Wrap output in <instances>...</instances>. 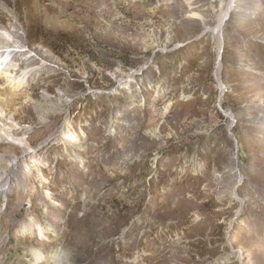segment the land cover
I'll return each mask as SVG.
<instances>
[{
	"label": "rangeland",
	"instance_id": "1",
	"mask_svg": "<svg viewBox=\"0 0 264 264\" xmlns=\"http://www.w3.org/2000/svg\"><path fill=\"white\" fill-rule=\"evenodd\" d=\"M15 29L46 66L0 73V264H264V0H0Z\"/></svg>",
	"mask_w": 264,
	"mask_h": 264
},
{
	"label": "bare ground",
	"instance_id": "2",
	"mask_svg": "<svg viewBox=\"0 0 264 264\" xmlns=\"http://www.w3.org/2000/svg\"><path fill=\"white\" fill-rule=\"evenodd\" d=\"M13 32L14 33L11 34L3 30H0V73L4 74L9 79L8 80L9 82L17 80L19 75H23V73L40 70L41 68H44L46 66L43 60L44 54L42 55L40 53L36 54L35 52L31 54L25 51L27 48L30 47H27L23 34L20 31H17V29H15ZM1 62H3V64L4 62L9 64L10 65L9 68L1 69L2 66ZM10 67L12 69H10ZM2 132L3 133H0V141L4 140L6 137L9 140L10 139L17 140L19 144L23 143L22 142L23 139H15L16 136H19V130L16 129L15 126L11 125L8 129H2ZM2 134L4 135L7 134V135L3 136ZM1 158L2 157H0V160ZM32 159H34V157H32ZM20 162H22V160L17 159L14 164L8 165L6 167H2L1 166L2 164L0 163V183H3L5 180V184L2 185V188L0 187V195L6 196V194L9 191L7 190L8 187H10V185L12 184L14 185L18 184V179L16 178H18L19 172L26 174L25 170L28 167L25 168L22 163L20 165L19 164ZM35 162L36 161L34 160L33 163ZM26 226L31 227L30 230H32L33 228L31 224L30 225L27 224ZM38 228L40 231H42L43 227L38 226ZM36 254L39 255L38 253ZM54 255H55V259H57V256L60 255V252L59 253L56 252Z\"/></svg>",
	"mask_w": 264,
	"mask_h": 264
}]
</instances>
